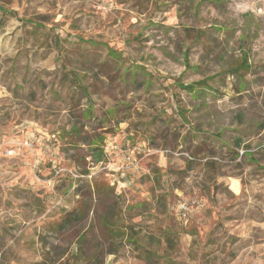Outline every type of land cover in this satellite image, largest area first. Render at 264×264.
Returning a JSON list of instances; mask_svg holds the SVG:
<instances>
[{"label": "rangeland", "instance_id": "374dc122", "mask_svg": "<svg viewBox=\"0 0 264 264\" xmlns=\"http://www.w3.org/2000/svg\"><path fill=\"white\" fill-rule=\"evenodd\" d=\"M31 130L54 154L5 156ZM107 207L180 264H264V0H0V264H144Z\"/></svg>", "mask_w": 264, "mask_h": 264}, {"label": "trees", "instance_id": "16d2710c", "mask_svg": "<svg viewBox=\"0 0 264 264\" xmlns=\"http://www.w3.org/2000/svg\"><path fill=\"white\" fill-rule=\"evenodd\" d=\"M185 88L190 89V85H185ZM40 148V147H38ZM37 148V149H38ZM93 151L91 154L93 157L95 156V153L100 157L103 154V150L100 149V145H96L92 147ZM18 156V155H16ZM16 156H8V157H16ZM95 159V161H102L101 158ZM110 209V207H107V209L103 212V214L100 216L101 223L108 228V231L114 235V237H117L119 239V243L122 245H131L132 248L137 251L138 258L144 262V264H180L179 262H176L172 259H167L166 257H162L154 250L147 249L143 246V241L147 236H149L150 239L157 238V235H154L153 233L148 234L147 232H143L142 226L133 221H123L122 223L118 224L116 223L120 218L118 217V213H113ZM84 212L80 211L79 209H72L70 211H67L63 218L60 219V221L56 224V230L57 231H64L67 228H69L72 224H76L81 221L83 218ZM163 236L166 237V232L164 230H160L159 237ZM117 252V249L115 248H108L105 253L107 254H114ZM96 259L97 256L92 258ZM163 258V259H162ZM162 259V260H160ZM39 264H55V260L52 258L50 261L45 262L44 260L41 261Z\"/></svg>", "mask_w": 264, "mask_h": 264}, {"label": "built area", "instance_id": "2783aa9c", "mask_svg": "<svg viewBox=\"0 0 264 264\" xmlns=\"http://www.w3.org/2000/svg\"><path fill=\"white\" fill-rule=\"evenodd\" d=\"M109 3L110 0H106V4ZM108 6L102 5L101 8L107 11L109 9ZM51 141H52L51 137H44L43 134L35 130H31L22 140L10 144V148L5 149L4 154L5 156H16L20 153L21 149H25L26 151L32 152V155L35 156L36 155L35 150L38 147H41L46 153L52 155L54 154V151L52 147L53 143ZM105 150L107 151L111 150L124 162V164L121 166L116 165V167H114L115 168L114 170L120 172H123L124 169H128V168H135V170H138L139 167L137 161L122 146L116 145L115 143L112 142H108ZM87 158L89 159V157ZM100 167H102L103 169H107L108 164H105ZM93 168L94 166L92 164L91 167H88V169L90 170ZM70 174L72 177L75 178L78 177V175L73 171H70ZM87 176L90 177L91 175L89 174ZM192 207H193L192 203H189L187 201L183 200L178 202L176 206V212L178 214L179 219L186 220Z\"/></svg>", "mask_w": 264, "mask_h": 264}]
</instances>
